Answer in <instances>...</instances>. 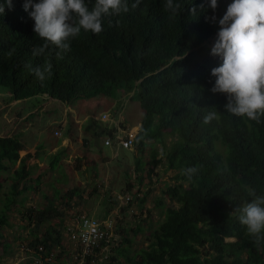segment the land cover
Instances as JSON below:
<instances>
[{"label":"trees","instance_id":"1","mask_svg":"<svg viewBox=\"0 0 264 264\" xmlns=\"http://www.w3.org/2000/svg\"><path fill=\"white\" fill-rule=\"evenodd\" d=\"M134 2L128 0L126 13L103 17L101 33L81 30L69 41L70 51L61 52L60 57L56 55L60 50L50 45L46 51L50 53L47 60L52 65L51 75L46 73L41 81L28 65H44L46 57L32 55L33 47L43 41L33 31L34 21L23 8L24 0H12V8L5 6V13L0 15V86L12 100L47 95L71 104L76 99L111 96L119 101L121 110L128 103L126 92L134 90L128 101L137 97L143 112L135 139L138 182L144 178L153 181L158 165L173 173L172 182L162 187L156 199L164 219L149 230L148 245L132 251L133 240L126 233L138 234L144 227L138 223L127 229L118 223L122 241L112 248L104 264H264V245L253 243L239 223L237 211L251 199L247 189L264 195V115L257 121L231 114L224 108L226 95L209 91L215 80L211 69L219 66L221 59L211 55L212 46L204 43L217 34L219 19L232 0H217L215 10L210 0H179L183 7L176 14L164 10V0H141L132 8ZM209 112H215L218 118L205 124L203 118ZM28 120L29 116L22 122ZM103 132L111 134L106 128ZM26 134L0 135V196L3 180L10 181L1 199L0 236L11 224L10 211L18 203L24 205L26 192L34 187L29 185L34 180L30 163L34 154L22 156L31 139ZM44 147L40 143L38 149ZM148 151L150 160H145ZM65 152L62 148L53 155V168ZM85 156L77 157L79 169ZM191 167L196 171L186 173ZM7 171L8 176L3 178L2 173ZM125 179L128 189L122 192L132 197L126 204L119 205L117 195L102 189L107 214L116 206L119 220L134 212L131 204L135 198L146 200L147 192L142 197L140 189L134 190L136 185L128 170ZM77 190L69 189L61 201L48 199L44 207H27L22 212L29 225L35 226L34 238L25 243L27 254L40 244L48 250L61 244L63 228L55 233L57 228L49 226L43 235L37 228L52 219H58L57 225L64 227ZM62 256H68L66 249L59 252L58 257ZM33 262L30 259L22 264Z\"/></svg>","mask_w":264,"mask_h":264},{"label":"rangeland","instance_id":"2","mask_svg":"<svg viewBox=\"0 0 264 264\" xmlns=\"http://www.w3.org/2000/svg\"><path fill=\"white\" fill-rule=\"evenodd\" d=\"M213 42L214 38H210L207 44L213 45ZM44 96L46 95L26 100H12L10 99V93L0 86V135L6 133L16 134L23 131L27 133L28 138L35 137L36 140L47 146L44 150L37 147L33 148V145L30 147L33 150L31 151L39 157L44 155L43 158H46V160L40 159L35 154L30 159L34 180L29 182V185L33 184L34 187L26 192L27 200L25 204L18 203L9 213L11 224L2 229L3 236H0V264H22L30 260V255L26 253L27 250L23 247V244L29 241L30 238H34L33 229L35 226H30L23 217L22 212L27 207L42 208L48 204V199L60 200L69 189L77 187L78 194L75 195V200H79L86 211L93 214V217L104 218L108 214L106 212L107 204L103 203V199L106 197L102 195V189L107 192L116 191L118 195L121 194L120 191H127L128 186L125 185L126 170L129 171L131 182H137L138 180V174L135 172V161L139 158V152L135 147L132 150L123 147L115 149V145H106V135L103 131L110 123L107 120L102 121L98 118V116L107 112L109 117H114L113 124L120 126L122 120L130 122L129 124H136L143 117L137 97H134L131 101L127 100L126 108L121 110L118 109L119 101L111 96L101 99L97 97L76 99L71 105ZM116 112L118 115H116ZM27 116H29V122H22ZM76 118L77 122L75 121ZM62 120L63 122L66 120L62 125L63 130L61 129V133L56 135L54 129L62 124ZM28 127L34 128L35 131L32 133L28 130ZM128 130L137 132L138 126H131ZM71 139L74 142L73 146L78 145L80 148L77 152H82L83 156L86 155L88 166L85 162H83L81 169L76 166L77 157L80 155L77 156L78 154H74L70 149L71 146L68 142ZM58 140L61 141L58 143L56 142ZM115 143L116 139L114 137L113 144ZM84 147H89L90 150H86ZM62 148H65L66 152L61 155L60 162L53 168L51 166L53 155ZM31 151H22V156ZM149 152L144 155L145 160H150ZM102 155L110 160V164L103 162ZM164 169V166L158 165L153 170V181L144 178L142 183L138 182L134 190L140 189L139 196L142 197H145V192H147L146 200L140 202V199L135 198L133 204H131V207L135 209L134 212L127 213L126 216H122V220H118L123 228L136 227L138 223L144 227V231L138 234L132 231L126 233L133 240L130 244L132 251L148 245L149 230L157 227L164 219V213L161 207L157 206L156 199L162 194V187L168 182H172L171 178L173 176L171 171L165 172ZM94 171L97 172V175ZM8 173V171L2 173V177L6 178ZM156 173L158 174L156 175ZM38 176H41L39 184L37 183ZM3 182L4 193L10 188V181L3 180ZM96 186L97 189L95 190ZM57 189L60 190L58 195L56 193ZM3 193L0 196V206L1 199L4 196ZM142 207L143 209H141ZM114 208L117 209L118 207L115 206ZM57 223L58 219H52L37 228L39 235H43V232L49 226L57 228L55 233L60 232L63 227L58 226ZM118 230L119 227L116 229L119 234L117 237L119 241L115 247L120 245L122 241L121 233ZM61 232L63 233V231ZM63 240L67 242V238H63ZM101 264L104 263L101 262Z\"/></svg>","mask_w":264,"mask_h":264},{"label":"clouds","instance_id":"3","mask_svg":"<svg viewBox=\"0 0 264 264\" xmlns=\"http://www.w3.org/2000/svg\"><path fill=\"white\" fill-rule=\"evenodd\" d=\"M140 2L141 0H135L131 7H138ZM89 3L92 4L91 8ZM5 6L12 8V0L0 3V15L5 13ZM182 7L179 0H164L163 3L164 10L172 14L179 12ZM210 7L215 10L218 7L217 0H210ZM23 8L34 21V33L43 41L33 47L32 55L46 57L42 67L33 68L30 64L28 67L43 81L46 73L51 75L52 65L47 60L50 53L46 51L50 45L60 50L56 53L57 57H60L61 52L70 51L69 41L79 36L81 30L93 34L101 33L103 17L126 13L129 11V4L128 0H24ZM218 23L217 34L210 37L214 38L213 45L207 44L210 38L204 43L212 46L211 55L221 59L219 66L211 69V76L215 80L209 91L212 94L226 95L224 108L229 113L258 121L260 115H264V0H232ZM133 94L134 90L127 91L125 95L129 96V100ZM44 97L50 98L47 95ZM101 116H98L100 120L110 123L106 126V132L111 134H106L105 144L112 146L115 137V149L123 147L132 150L141 122L123 125L125 121L122 120L118 126L112 123L114 117L110 116L105 120ZM216 118L218 117L215 112H209L204 116L203 122L207 124ZM131 126H138V130L134 132V144L126 148L119 144V140L127 132H131L128 130ZM108 139L111 140L110 144L106 143ZM195 171V167L185 170L186 173ZM137 182L133 184L137 185ZM110 193L118 195L116 191ZM120 193L122 195L128 192ZM247 194L251 199L237 210L238 220L253 238V243L259 247L264 245V195L258 194L254 188L247 189Z\"/></svg>","mask_w":264,"mask_h":264},{"label":"built area","instance_id":"4","mask_svg":"<svg viewBox=\"0 0 264 264\" xmlns=\"http://www.w3.org/2000/svg\"><path fill=\"white\" fill-rule=\"evenodd\" d=\"M107 112L103 113L102 119H109ZM56 135L61 133L60 129H55ZM136 134L127 132L125 136L120 137L119 144L130 148L134 144ZM107 144L111 140H106ZM119 205L126 204L132 200L129 193L117 195ZM74 202V201H73ZM65 215V225L63 227V238H67V242L62 239L61 244L55 245L48 250L44 244L38 245V248L30 255V259L34 260V264H101L109 259L112 248L119 241L118 220L119 211L115 209L113 212L100 218L86 211L81 203H73V207L67 209ZM26 248V244H23ZM66 249L68 256H59V252ZM27 250V248H26ZM26 253H28L26 251ZM61 259V262H58Z\"/></svg>","mask_w":264,"mask_h":264},{"label":"crops","instance_id":"5","mask_svg":"<svg viewBox=\"0 0 264 264\" xmlns=\"http://www.w3.org/2000/svg\"><path fill=\"white\" fill-rule=\"evenodd\" d=\"M51 100H54V99H51ZM71 110H72V109H71ZM86 118H87V117H86ZM84 120H85V118H84ZM65 121H66V120H65ZM65 121H64V122H65ZM75 121H76V122L78 121L77 118H76ZM64 122H63V120H62V125H64ZM31 126H32V125H31ZM33 126H34V123H33ZM33 126H32V127H33ZM32 127H28V130H30V131L33 133L35 130H34V128H32ZM57 127H58V126H57ZM57 127H55V128H57ZM59 128L62 129L63 126H62V127H59ZM62 130H63V129H62ZM108 130H110V129H108ZM73 137H74V136H73ZM107 137H108V136H107ZM67 139H69V138H67ZM106 139H107V138H106ZM74 140H75V139H74ZM34 141H36V142H35L34 144H32ZM58 143H59V142H58ZM60 143H61V142H60ZM73 143H74V142H73L72 139L68 142V144L71 146L70 149H72V151L74 152V154H75V153H76V155L78 154L77 156L80 155L79 157H83L82 152H81V153H78V152H77V150L80 149L79 146H78V145H76L77 147H76V146H73ZM26 145H27V151H31L32 149H31L30 147L33 145V146H32L33 148H35V147L38 148V146L40 145V142H39L38 140H36L35 137H32V138L29 140L28 143L26 142ZM53 145H54V144H53ZM53 145H52V146H53ZM111 145H112V146L114 145V144H113V140H112V144H111ZM52 146H51V147H52ZM46 147H47V146H45L44 148H46ZM44 148H43V150H44ZM84 148H85L86 150H90L89 147H84ZM84 148H83V149H84ZM32 151H33V150H32ZM32 151H31V152H32ZM32 153L35 154V155H37L35 152H32ZM35 155H34V156H35ZM46 155H47V154H46ZM37 156L39 157V155H37ZM38 157H36V158H38ZM43 157H44V155H41V157H39V158H40V159H43V160H46V158H43ZM84 160H85V159H84ZM102 160H103V162H105L106 164H110V160H109L108 158L104 157L103 155H102ZM84 162H85L86 166H88V161H87V159H86ZM45 164H46V163H45ZM88 171H89V170H88ZM86 172H87V171H86ZM89 173H90V172H89ZM94 173H95V175H97V172H96V171H94ZM84 197H85V196H84ZM75 201H76V203H81L79 200H75ZM81 204H82V203H81ZM82 205H83V204H82ZM83 206H84V205H83Z\"/></svg>","mask_w":264,"mask_h":264}]
</instances>
